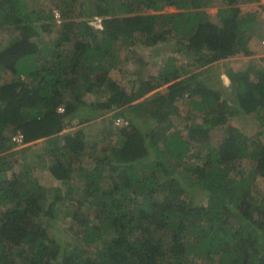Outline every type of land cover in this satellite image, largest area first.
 I'll list each match as a JSON object with an SVG mask.
<instances>
[{
    "label": "trees",
    "instance_id": "obj_1",
    "mask_svg": "<svg viewBox=\"0 0 264 264\" xmlns=\"http://www.w3.org/2000/svg\"><path fill=\"white\" fill-rule=\"evenodd\" d=\"M214 1L0 0V264H264V33L240 9L259 0H219L217 24ZM138 43L176 55L128 90ZM240 55L223 91L208 71ZM38 144L54 188L26 165ZM64 204L74 246L49 234Z\"/></svg>",
    "mask_w": 264,
    "mask_h": 264
},
{
    "label": "rangeland",
    "instance_id": "obj_2",
    "mask_svg": "<svg viewBox=\"0 0 264 264\" xmlns=\"http://www.w3.org/2000/svg\"><path fill=\"white\" fill-rule=\"evenodd\" d=\"M220 1L219 0H215L212 4H214L213 6H208L206 7L205 11L208 15V18L213 22V23H216L218 22V17H217V8H218V4ZM240 9H241V12L243 15H246L248 13H256L257 16H258V22L257 24L259 25H256V27L259 30V32H262L264 33V0H259L258 2H246V3H242L240 5ZM165 11L167 12H173V10L167 8ZM5 36H7V32H2L0 34V39L3 38L5 39ZM258 38L260 37H257V41H258ZM4 42V41H3ZM139 46H141L140 48V51L138 54H135L134 56H130V54H127L126 53V50L124 48H121V50L118 52L119 54V58H120V63L121 62H124V76L125 79H123V83L127 86L128 85V81L130 82V80H132L133 78L135 77H138L136 74H143L144 72V66H143V63L145 61H147L148 59H151V64H160L161 62L159 61L161 57H164V56H168V55H176L174 53H172L170 50L168 49H164L163 46L164 45H161L158 47H162L163 48V51L161 53V55L157 52V51H154L153 48L151 47H144L143 44L141 43H138ZM155 53V54H154ZM154 54V55H153ZM260 54L257 53L256 57L258 58L259 60V63H263L264 62V58L263 57H260L259 56ZM243 55H240V56H233L231 58H228L227 60H225L226 62V65H222L223 62L221 63H217L215 65H213L208 72L211 71V77L212 79L216 78L218 79V81L221 82V87H223V91L225 89H227L229 87V80L225 77V74H224V71L227 69V68H233L235 67V69H241V68H244V64L247 62V60H243ZM130 57V58H129ZM179 62L178 65H184V60L182 57H179L178 58ZM181 60V61H180ZM144 61V62H143ZM140 62H143L142 64H140ZM221 76H223L221 78ZM119 80L120 77H118V75L116 76ZM114 76V78H116ZM221 80H220V79ZM8 78H7V75H3L2 76V80L0 79V82H3V81H6ZM148 84L151 88V93H149L147 96H150L151 94L158 92V91H161L163 92V90L165 89L164 87H160V88H153V78H151L149 81H148ZM218 84V82L216 83ZM128 88V86H127ZM129 90V88H128ZM225 96L229 99L230 96L226 90L225 92ZM223 96V97H225ZM180 113H184V109L180 106ZM84 125V124H83ZM99 127H102V123L96 121L93 125H84L83 126V129L84 131L88 134L89 136V139L90 140V143L89 144H92L93 141H94V137L92 135H96L99 131ZM76 128H78L77 126H69L66 128V130L62 131L61 134L65 133V132H72L73 130H75ZM90 134V135H89ZM255 134V133H254ZM253 134V135H254ZM91 136V138H90ZM211 140H212V143H216L219 139L216 135H213L211 136ZM96 142V141H95ZM94 142V143H95ZM39 143V142H38ZM45 145V144H44ZM44 145H41V144H38L36 146H32V148H30L29 150L25 151L24 153V159L26 158V165L28 166V168H33L34 169V176L38 179L40 178L43 183H45V187L47 189H50V188H54L55 185L53 183V181L50 180L49 178V175L48 173L45 171L44 168V164L43 163V158H42V154H43V150L42 148H44ZM20 149V148H18ZM33 150L35 152H33ZM94 152L95 149H94ZM93 152V149H90L89 150V153L90 155L92 156L94 154ZM36 153V154H34ZM33 154V155H32ZM244 168L247 170V169H250L248 167H245ZM32 169V170H33ZM257 186H255V189L254 191L257 192V193H260V192H263L264 190V182L263 180H261L260 178L257 179ZM57 186V185H56ZM72 192H73V196L75 198H79L80 197V193L78 192L80 190L79 186H81V183H79L78 180H74L72 181ZM62 194H63V190L60 191ZM48 195V198H47V201H46V205L48 204V200L50 198V195ZM46 195V196H47ZM64 195V194H63ZM58 203H60L61 201H63L61 198L58 197L57 199ZM194 200H197V198H194ZM93 215H90V218H92ZM78 218H82V216L80 215H77V216H74L73 215V207L69 208L68 205H65L62 207V213H61V216H59V218L56 220V226H51L50 227V231H49V234H50V238L52 237L54 240L56 239V241H58V243H60L61 245H64V246H69L70 244H74L76 241H75V233L74 231L70 230V226L71 225H76L78 220ZM76 244V243H75ZM74 244V245H75ZM72 245V246H74Z\"/></svg>",
    "mask_w": 264,
    "mask_h": 264
},
{
    "label": "built area",
    "instance_id": "obj_3",
    "mask_svg": "<svg viewBox=\"0 0 264 264\" xmlns=\"http://www.w3.org/2000/svg\"><path fill=\"white\" fill-rule=\"evenodd\" d=\"M258 51L260 52V55L259 56L264 58V36L260 39ZM115 123L116 124H119L120 123V120H116ZM21 140H22V137L20 135H17L16 137H13L12 138V141L14 143H17V144H19L21 142Z\"/></svg>",
    "mask_w": 264,
    "mask_h": 264
},
{
    "label": "clouds",
    "instance_id": "obj_4",
    "mask_svg": "<svg viewBox=\"0 0 264 264\" xmlns=\"http://www.w3.org/2000/svg\"><path fill=\"white\" fill-rule=\"evenodd\" d=\"M258 46H259V44H258ZM227 78V77H226ZM116 120H120V123L119 124H116L115 122H116ZM115 120V122H114V126H117V127H121V126H126L127 125V123L124 121V120H122V119H116ZM13 142V141H12ZM14 143V142H13ZM18 147H16V148H22L21 146L22 145H17ZM24 147V146H23Z\"/></svg>",
    "mask_w": 264,
    "mask_h": 264
},
{
    "label": "crops",
    "instance_id": "obj_5",
    "mask_svg": "<svg viewBox=\"0 0 264 264\" xmlns=\"http://www.w3.org/2000/svg\"><path fill=\"white\" fill-rule=\"evenodd\" d=\"M258 49H259V46H258ZM243 57V60H246V57L245 56H242ZM254 57H256V55H254ZM231 58V57H230ZM248 59V58H247ZM261 64H263L264 65V62L263 63H261ZM223 76H221V78H222ZM226 77V76H225Z\"/></svg>",
    "mask_w": 264,
    "mask_h": 264
}]
</instances>
